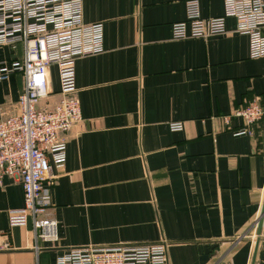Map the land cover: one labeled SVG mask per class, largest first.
I'll list each match as a JSON object with an SVG mask.
<instances>
[{"label":"crops","instance_id":"obj_1","mask_svg":"<svg viewBox=\"0 0 264 264\" xmlns=\"http://www.w3.org/2000/svg\"><path fill=\"white\" fill-rule=\"evenodd\" d=\"M187 1L84 0V21L103 24L104 51L76 62L72 96L83 117L65 134L64 166L53 168L59 241H36L31 222L9 227L24 190L7 176L0 244L10 248L0 264H58L76 247L161 243L164 264H253L254 256L264 264V119L236 134L245 124L232 115L253 100L264 105V57H250L234 18L225 35L174 39ZM199 4L203 18L224 14L223 0ZM24 57L23 44L0 46V68ZM50 79L44 108L60 98L55 66ZM23 88L20 72L0 81V121L17 111Z\"/></svg>","mask_w":264,"mask_h":264},{"label":"built area","instance_id":"obj_2","mask_svg":"<svg viewBox=\"0 0 264 264\" xmlns=\"http://www.w3.org/2000/svg\"><path fill=\"white\" fill-rule=\"evenodd\" d=\"M224 14L203 18L199 0L186 2V20L172 25L173 38H207L229 31L226 20L234 18V32L249 36L250 57H264V0H223ZM84 0H0V46L23 44L25 57L7 66L1 63L0 81L20 72L24 88L17 111L0 121V187L7 176L18 180L24 190V206L10 210L9 227L33 225L36 241L46 247L59 241L58 223L51 213L53 168H62L67 159L65 134L82 120L76 90V62L104 51L103 24L86 23ZM57 68L59 101L44 108L52 92L50 69ZM48 104V103H47ZM233 116L245 126L236 132H253L264 119V105L258 100L236 109ZM230 116L225 117L229 120ZM172 130L183 128L173 122ZM45 247V246H44ZM10 248L4 241L0 250ZM39 248V245L36 246ZM164 243L140 246H86L72 248L58 264H164Z\"/></svg>","mask_w":264,"mask_h":264},{"label":"water","instance_id":"obj_3","mask_svg":"<svg viewBox=\"0 0 264 264\" xmlns=\"http://www.w3.org/2000/svg\"><path fill=\"white\" fill-rule=\"evenodd\" d=\"M263 215H264V206H263V209H262V216L258 220V229H257L258 236H260L261 235V232H262V225H263V221H264ZM254 263H255V256H254V260H253V264Z\"/></svg>","mask_w":264,"mask_h":264}]
</instances>
